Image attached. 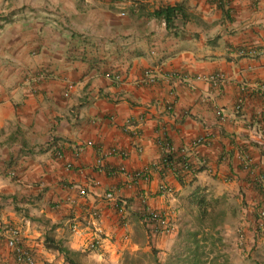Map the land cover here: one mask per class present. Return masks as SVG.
Listing matches in <instances>:
<instances>
[{
  "label": "crops",
  "instance_id": "1",
  "mask_svg": "<svg viewBox=\"0 0 264 264\" xmlns=\"http://www.w3.org/2000/svg\"><path fill=\"white\" fill-rule=\"evenodd\" d=\"M263 206L264 0H0V226L32 264H69L57 242L77 264H164L188 229L206 264H264ZM145 209L174 229L150 238ZM0 264H26L5 235Z\"/></svg>",
  "mask_w": 264,
  "mask_h": 264
},
{
  "label": "built area",
  "instance_id": "2",
  "mask_svg": "<svg viewBox=\"0 0 264 264\" xmlns=\"http://www.w3.org/2000/svg\"><path fill=\"white\" fill-rule=\"evenodd\" d=\"M150 72L151 71L147 70L145 72V75L148 77L149 81H153V78L149 77ZM116 78L118 79L119 77L116 76ZM71 88L72 85H68L66 88V92L69 91ZM197 142H199V139L197 140ZM160 163L162 165L169 166L170 168L172 167L173 164H175L177 165V167L181 169V171L183 170L187 171L190 168L186 161L176 164L174 156L172 155V152L167 145L163 147ZM160 188L162 192H170V188L167 187L166 185H161ZM106 198L112 199V194L107 193ZM120 208H121L120 211H123V208L122 207ZM91 214H92L91 215L92 218L91 220H89L87 225H89L93 229V233H95V235L93 234L89 242L88 248L90 250H98L100 247V239H101L99 236L100 230L98 229V225H96V222H94V220H96L98 215L94 211ZM140 221L146 228L150 238L157 236L158 234L171 232L174 229V225L171 222L168 215L153 209H145L142 212ZM257 223L259 228L264 227V206L261 207V209L258 211ZM0 235H5L6 244L14 253V257L16 261L23 262L26 264L33 263L30 250L23 247L19 242V229L17 227L9 226V225L5 227L0 226Z\"/></svg>",
  "mask_w": 264,
  "mask_h": 264
},
{
  "label": "trees",
  "instance_id": "3",
  "mask_svg": "<svg viewBox=\"0 0 264 264\" xmlns=\"http://www.w3.org/2000/svg\"><path fill=\"white\" fill-rule=\"evenodd\" d=\"M179 6L174 7H165L163 9H159L154 12L156 17H163L166 21V24L169 26L172 17H174L177 12H179ZM183 161H181L182 163ZM207 215L206 211L203 210L200 212L199 219H202ZM212 216H210L211 218ZM200 222V220H199ZM200 232L196 229L186 230L184 232L178 233V241L183 243L182 246L176 245L174 248V253L170 256L172 260L168 263L164 264H206V260L208 257V253L205 251V247L203 242L200 239ZM209 237L204 236L202 240H207ZM54 242V241H53ZM52 247L59 252L64 254L65 260L69 264H77L75 260H73L74 256L72 253L64 246L61 245L60 242L55 243ZM148 261L146 264H160L155 259L154 256L148 255L143 252H135V253H126L123 256L122 264H144V257Z\"/></svg>",
  "mask_w": 264,
  "mask_h": 264
},
{
  "label": "rangeland",
  "instance_id": "4",
  "mask_svg": "<svg viewBox=\"0 0 264 264\" xmlns=\"http://www.w3.org/2000/svg\"><path fill=\"white\" fill-rule=\"evenodd\" d=\"M219 208H220V207H219ZM220 217H221V216H218V217H217V216H212L211 218L208 217V218H209L208 220H209V221H213V220H218V221H219V220L222 219V217H221V218H220ZM139 252H143V251H139ZM133 253H135V252H133ZM143 253H147V252H143ZM130 254H131V253H130ZM148 255H149V254H147V257H148ZM150 255H151V254H150ZM147 261H148V259H146V256H145V257H144V264H146Z\"/></svg>",
  "mask_w": 264,
  "mask_h": 264
}]
</instances>
